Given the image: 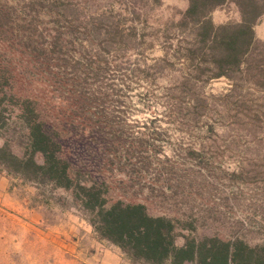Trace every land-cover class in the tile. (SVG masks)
Segmentation results:
<instances>
[{
    "label": "rangeland",
    "instance_id": "1",
    "mask_svg": "<svg viewBox=\"0 0 264 264\" xmlns=\"http://www.w3.org/2000/svg\"><path fill=\"white\" fill-rule=\"evenodd\" d=\"M131 1L0 0V71L16 95L39 101L49 123L68 117L55 67L83 87L95 102L85 100L76 119L109 134L88 151L86 136L63 130V155L113 180L116 197L191 221L200 236L263 242L264 73L255 64L264 60V13L245 71L207 81L184 60L189 36L168 27L188 1L140 2L136 13ZM210 17L235 23L240 12L228 1ZM112 23L125 32L109 38ZM94 26L102 35H90ZM178 47L180 56L169 53ZM107 156L113 163L95 164ZM37 191L0 173V264H133L75 208Z\"/></svg>",
    "mask_w": 264,
    "mask_h": 264
},
{
    "label": "trees",
    "instance_id": "2",
    "mask_svg": "<svg viewBox=\"0 0 264 264\" xmlns=\"http://www.w3.org/2000/svg\"><path fill=\"white\" fill-rule=\"evenodd\" d=\"M145 1L147 4L157 0H132L131 12L136 13L134 5ZM187 1L180 18L168 27L174 33L189 36L184 38L187 44L183 47L188 66L207 81L243 73L256 43L254 25L264 13V0ZM228 1L237 6L240 21L214 24L211 12ZM91 32L98 37L103 28L97 26ZM104 32L111 38L125 30L112 23ZM55 45L59 49L63 46L59 36ZM170 50L173 56L181 55L177 54L179 47ZM55 68L54 76L58 78L53 79L52 86L55 96L67 101L68 117L54 123H49L37 99L16 95L10 88V77L0 71V173L33 185L45 200L54 199L60 205L75 208L98 239L118 247L133 264H264V241L250 244L242 238L225 240L216 235H197L191 221L153 215L141 202L116 197L113 180L95 178L85 163L74 166L63 155V130L86 136L91 143L88 151L98 149L102 136L106 138L109 131L102 130L94 121L76 119L84 101L92 99L85 96L74 78ZM255 68L264 73V60L256 63ZM106 162L111 164L113 159L107 156V160H96L95 164L104 167ZM56 190L65 195H53Z\"/></svg>",
    "mask_w": 264,
    "mask_h": 264
},
{
    "label": "crops",
    "instance_id": "3",
    "mask_svg": "<svg viewBox=\"0 0 264 264\" xmlns=\"http://www.w3.org/2000/svg\"><path fill=\"white\" fill-rule=\"evenodd\" d=\"M3 188L5 189V186H3Z\"/></svg>",
    "mask_w": 264,
    "mask_h": 264
}]
</instances>
